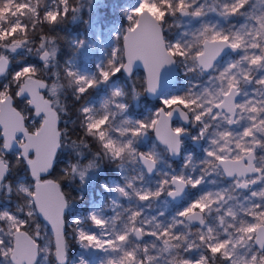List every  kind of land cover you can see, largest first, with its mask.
Here are the masks:
<instances>
[{"label": "snow or ice", "instance_id": "obj_1", "mask_svg": "<svg viewBox=\"0 0 264 264\" xmlns=\"http://www.w3.org/2000/svg\"><path fill=\"white\" fill-rule=\"evenodd\" d=\"M197 3L198 0H140L136 7L126 12L129 25L122 32L116 33L118 45L113 49L107 66L99 68L101 80L95 76L90 78L76 71H67V76L74 80L78 92L83 95L98 83L107 82L120 72H127L131 76L134 66L140 62L146 69V76L142 81L141 91L135 92L139 97L142 93L158 92L161 73L166 66L175 65L179 61L187 72L199 70L202 74L205 70L215 67L216 61L226 48L243 51L244 54L239 60L230 63L218 77H214L221 82L219 88H206L199 94L189 90L184 95L163 99L164 106L150 119L137 120L134 127L121 132V135L130 132L134 138L154 132L166 151L179 155L183 146L181 137L186 129L173 126V118L177 114L183 121L201 125L200 138L208 135L212 127L211 122L222 120L227 125L239 123L233 120L228 112L236 115L239 109L241 119L248 121L247 127L238 134H234L229 127H223L221 130V125H217V130L209 136V146L205 150L206 159L201 162L204 165L202 175L197 178L184 174L172 175L170 179H164L154 192L134 190L141 201L159 198L165 193L171 198L180 197L186 188L198 187L204 183L205 176L212 174H223L232 178L234 188L264 184V155L257 154L258 150L264 151V99L236 102V97L241 91V81L255 80L259 86L256 95L264 97V91H261L264 89V77L255 79L253 75L264 71V13L256 15L245 12L244 9L251 0H228L219 11L214 7L208 11H218V15L224 18L242 16L253 23L242 24L236 31L204 24L197 33H193L192 42L169 41L164 31L167 18L177 14L197 18L205 16V6L195 7ZM38 5L39 0H0V13L5 14L0 18V77H7L9 74L11 57L8 53H15L27 44L29 27L35 29L34 23L25 24L21 17L27 16L34 18L37 23L46 21L55 25L69 13L75 18L80 11L71 7L70 0H60L55 9L43 15L38 11ZM19 33L24 34L22 38H18ZM46 43L47 38H42L40 49L44 51L40 60L45 65L49 63L50 57L56 55L55 47L49 52ZM80 46H83V41ZM245 63L247 68L242 67ZM233 70H236L235 75ZM39 71L40 68L35 65H26L11 73L10 83L0 87V192H5L8 196L14 191L21 192L25 201L23 207L17 206L15 213L9 209L0 211V264H48L49 257L54 258L57 264H67L69 229L73 225L77 226L73 231L84 247L111 248L113 251L123 252L120 257L110 259L107 264H142L137 258L136 250L123 249V245L133 234L137 237L154 236L162 240L165 245L162 251H168L169 248L179 249L183 244H187L184 254L177 252L169 264H214L217 257L224 259L228 264H264V189L253 191L251 194L258 202L250 203L247 208L240 206L244 215L251 219H239L237 222L238 213L231 207L226 210L225 216L220 217L222 226L227 223L224 229L227 239L213 235L212 227H208L207 231L200 230V243L189 241L184 234L174 235L175 225L163 228L157 224L159 231H149L146 225L150 222H139L142 215L140 211L132 212L126 231L117 233L115 240H102L94 233L80 228L83 223L80 219L73 220L70 226L65 216L70 201L62 190L61 181L71 179L77 168L73 166L70 171L66 170L67 174L58 180L47 178L54 168L58 151L65 146L66 133L60 127L62 118L57 110L58 85L41 79ZM123 95L124 92L119 89L113 92L114 97ZM25 102L29 107L18 110ZM118 107L123 111L127 105L119 104ZM28 112L33 113L32 119L38 123L31 125ZM82 112L87 121V134L97 137L114 159H121L125 153L137 154L133 140L121 144L109 136L106 130L108 115L93 117L90 115L92 109L88 107H82ZM73 146L75 147V144ZM10 153L14 155L15 163L9 158ZM138 156L151 173L158 163V153L154 150L139 152ZM257 159L261 161L259 167L254 164ZM187 161L190 165L192 157L189 156ZM21 166L26 168L32 182L25 183L21 180L13 185L8 179L9 174ZM87 167L92 168L94 164L89 163ZM85 174L80 172L82 180ZM127 187L131 188L132 185L128 184ZM117 190L122 196H129L125 187H118ZM221 199L223 193L208 192L199 196L177 213L182 219L176 223H183L184 219H187L200 220L201 224H204L205 213L210 214L212 210L218 213L221 211V208L213 209ZM226 217H232V221H226ZM37 219H43L44 229ZM88 219L98 228L107 227V221L96 212H92ZM171 240H179L182 243L173 245ZM202 247L204 251L199 252L195 259L186 255ZM238 248L247 249L250 255L240 256ZM144 251L148 264H155L158 257L148 255L147 249ZM81 264L88 262L82 260Z\"/></svg>", "mask_w": 264, "mask_h": 264}, {"label": "rangeland", "instance_id": "obj_2", "mask_svg": "<svg viewBox=\"0 0 264 264\" xmlns=\"http://www.w3.org/2000/svg\"><path fill=\"white\" fill-rule=\"evenodd\" d=\"M104 2L105 0H70L71 7L80 10L75 18L72 17V13H69L68 16L62 17L55 25L43 21L55 31L59 40L66 46V50H69V56H67V51L62 50L58 39H49L46 43V49L49 52H51L53 47L56 49V55L50 57L49 63L45 65L40 60V56L44 51L40 49V45L38 47L39 50L33 53L35 56L28 60L31 48H29L27 43L20 47L19 50H16L15 53H8L11 57L12 65L15 63L16 67L12 68L7 77L0 78V87H3L5 83H10L11 73L30 64L40 68L38 75L41 79L47 80L48 77L45 74L49 71L50 81L58 85V96L56 99L60 116L72 112L66 111V107L59 98L61 91L60 74L67 79L68 87L74 99L80 101L84 96L89 95L84 103L78 107V117H74L70 122L66 123L67 126L73 124L74 132L80 137L78 142L74 143L75 147L64 142L65 146L57 154L58 175L52 177L53 180H58L67 174L66 170L70 171L73 166L77 168V171L72 173L71 179L62 180L65 183L63 186L61 185L62 190L67 194L66 198L70 201L66 214L69 225L71 226L73 220L80 219L83 221L79 226L80 228L94 233L102 240H115L117 233L126 231V225L132 212L140 211L142 215L139 217V222H150L146 225L149 231H159L160 229L156 228L157 224L162 225L163 228L175 225L173 229L174 235L184 234L189 241L195 240L200 243L198 239L200 230L207 231L208 227H212L214 229L213 235H218L221 239H227V236L224 235L227 223L222 226L220 217L225 216L226 210L231 207L238 213L237 222L239 219H251L244 215L240 206L247 208L250 203L258 202L251 194L253 191L264 189V184L238 189L234 188L233 180L229 181L223 174L207 175L204 178V183L198 187H188L185 198L178 205L171 201L166 193L159 198L141 201L135 195L134 190H151L154 192L160 187L164 179H170L172 175L184 174L193 178L202 175L204 165L201 162L206 159L205 150L209 146V136L217 130V125H221V130L223 127H229L234 134L242 132L247 127L248 121L241 119L239 109H237L235 118L239 123H234L231 126L222 120L211 122L212 127L209 129L208 135L202 138H200L201 125L192 121H190L189 125H185L181 121L174 122L173 126H182L186 129L185 134L181 137L183 141L182 155L177 164H174L165 147L154 138V132H149L146 141L143 140V136L134 138L130 132L125 135H121V132L124 129L134 127L137 120L150 119L156 111L164 106L162 103L163 99L184 95L189 90L199 94L206 88H219L221 82L214 79V77H218L221 72L229 67L230 63L239 60L244 54L243 51L240 50L236 55L230 54L225 57L209 74L204 72L201 74L199 70L197 72H187L183 63L178 61L179 83L177 88L155 101L148 100L146 93H142L139 97L135 95L136 91H141L142 81L145 78V75L140 71L131 77H126L123 72H120L109 81L98 83L95 87L89 89L86 94L81 95L74 80L67 76V71H76L80 75L90 78L95 76L98 80H101L99 68L107 66V61L110 59L113 49L118 45L116 33L122 32L129 25L126 12L130 8L136 7L140 0H113L108 7H106ZM226 2L228 0H198L195 7L204 5L207 12L205 16L199 18L190 15H170L164 25L167 39L171 42H192L193 33H197L204 24L216 26L218 29L236 31L242 24L248 23L251 25L253 23L242 16L224 18L218 15L221 6ZM59 3L60 0H39L38 11L43 15L47 11L55 9ZM213 7L218 11H208L209 8ZM244 11L255 13L256 15L264 13V0H251V3ZM4 15V13H0V18ZM21 19L25 24L34 23L37 25L34 18L25 16L21 17ZM75 24L80 25L78 30L73 27ZM28 31L33 32V28L29 27ZM23 35V33H19L18 38H22ZM81 41H83V46H80ZM242 67L247 68L248 65L245 63ZM235 73L236 70H233V75ZM253 75L255 79H260L264 77V71L253 73ZM258 87L255 80L251 82L241 81L240 98L237 103H243L249 99H264V97L256 95ZM117 89L123 91L124 95L114 97L113 92ZM261 91H264V89H261ZM119 104L127 105L126 110L122 111L118 107ZM28 107L25 102L20 105L19 110L27 109ZM82 107L91 108L92 112L90 115L96 118L108 115L109 122L106 130L109 132V136L121 144H126L129 140H133V146L137 150V154L125 153L121 159H114L97 137L87 134L85 130L87 121L82 112ZM27 115L31 120V125L38 123L37 120L32 119V112H28ZM125 121H131V123H125ZM86 138H89V141ZM92 145H95L99 153L96 150L91 151ZM153 150L158 153L157 172L154 177H149L140 163L138 153ZM257 154L258 156L264 155V151L258 150ZM189 156L192 157L190 165L187 161ZM9 158L15 163L13 154H9ZM89 163H93L94 167L88 168ZM186 165L188 166L186 167ZM256 165L257 167L261 165L259 159H257ZM193 168H195V171H193ZM80 172L86 173L83 180L80 178ZM14 174L16 179L13 181V185H16L21 180L25 183L32 182L26 168L15 169ZM212 181H215V183H212ZM128 184H131L132 187L128 188ZM118 187H125L129 196H122L117 190ZM208 192L223 193V199L213 206V209L221 208L219 213L212 210L210 214H204V228L192 227L186 219H184L183 223H176V221L182 219L177 216L179 211L183 210L199 196ZM17 194L23 196L21 201L14 200L13 196ZM2 197L4 198L2 199ZM229 197H232V199H229ZM10 202H13V204H10ZM24 203V195L21 192L14 191L10 196L5 192H1L0 211L9 209L15 213L17 206L21 205L23 207ZM92 212H96L97 215L107 221L106 229L98 228L91 223L88 217ZM226 221H232V217H226ZM37 222L42 229L45 228V223L41 219H37ZM76 227L73 225L69 229L68 264H81L82 260L87 261L88 264H107L110 259L118 258L123 254L122 251H113L111 248L84 247L73 231ZM189 233L191 234L189 235ZM141 236V240H138L137 236L131 235L123 245V249L127 251L136 250L137 258L142 264H148L144 249H147L148 255L158 257L155 264H169V261L177 252L184 254V248L187 247V244H183L179 249L169 248L168 251H162L165 248L162 240L154 236ZM170 243L175 245L182 242L171 240ZM202 251H204L203 247L186 255L195 259L199 252ZM238 253L240 256L250 255L245 248H238ZM48 264L57 263L54 258L49 257ZM214 264H228V262L217 257Z\"/></svg>", "mask_w": 264, "mask_h": 264}, {"label": "trees", "instance_id": "obj_3", "mask_svg": "<svg viewBox=\"0 0 264 264\" xmlns=\"http://www.w3.org/2000/svg\"><path fill=\"white\" fill-rule=\"evenodd\" d=\"M112 1L113 0H105L104 3L106 5V7H108L109 3L112 2ZM73 27L75 28V30H78L80 25L75 24ZM45 37L47 38V40H49V39H58V43L60 44L62 50L63 51H67L66 50L67 49L66 46H64L63 42L61 40H59V37L57 36L55 31L52 30V28L48 24H46L45 22H39L35 26V29H33V32H29L28 31V35H27L28 46H29V48H31V50H29L28 60L35 56L33 54L34 51H38L39 50L38 47L40 45V42H42V38H45ZM66 53L68 54L67 56L70 55L69 50ZM14 67H16L15 63H13V68ZM48 74H49V71H48L47 74H45V76L48 77L47 80L50 81V76ZM59 79H60L59 82H60V85H61V91H60V94H59V98L61 100V103L63 102L62 104L66 107V111H72L70 114L61 116V118H62L61 129L66 133L64 142L70 144V146H73L74 143L78 142V139H79L80 136L77 135L74 132L75 128H74L73 124L67 126L66 123L70 122L74 117H78V114H77L78 107L84 103V101L89 97V95H86V96H84L82 98V100L77 101L76 99L73 98V95H72V93H71V91H70V89L68 87V81L64 77V75L60 74L59 75ZM86 140L89 141V138H86ZM69 141H71V143H69ZM95 150H96V152L99 153V150L95 147V145H92L91 151H95ZM59 162H60V159H59ZM174 164H177V162H174ZM21 167L23 169H25L24 166H21ZM58 172H59V170H58V166L56 164L51 177H55L56 175H58ZM8 179L13 183V181L16 179L14 172L9 174V178ZM64 183L65 182L62 181L61 185L63 186ZM13 197H14L15 201L16 200L21 201L23 199V196H21L19 194H17L16 196H13ZM3 198L4 197H2V199ZM10 204H13V202H10Z\"/></svg>", "mask_w": 264, "mask_h": 264}, {"label": "water", "instance_id": "obj_4", "mask_svg": "<svg viewBox=\"0 0 264 264\" xmlns=\"http://www.w3.org/2000/svg\"><path fill=\"white\" fill-rule=\"evenodd\" d=\"M19 50V49H17ZM240 50H234V49H231V48H226L224 50L223 53H221V56L218 58V60L216 61L215 63V66L220 63L225 57H227L228 55L232 54V55H236L239 53ZM13 68V65H12V62L10 64V68H9V72L12 70ZM215 68V67H214ZM214 68L212 69H208V70H205L204 73L205 74H209ZM142 72L145 76H146V69L144 68L143 64L140 63V62H137L136 65L134 66V72L132 75H134L136 72ZM125 74L126 77H131L127 72H123ZM0 78H3V77H0ZM178 83H179V74H178V66L177 64L175 65H172V66H166L163 70H162V73H161V85H160V88L158 89V92L155 93V94H151V93H146V97L148 100L150 101H155L161 97H163L165 94L169 93L170 91L174 90L177 88L178 86ZM240 98V94L236 97V102L239 100ZM225 111L227 112V110L225 109ZM233 120H235L236 118V115H233L231 112H228L227 113ZM176 121H181L182 123H184L185 125H189L190 124V121H183V119L181 117H179V115L177 114L176 117L173 118V123L176 122ZM234 124H232L231 126H233ZM154 134V138L159 142L158 138L156 137L155 133ZM148 138V135H144L143 136V140L146 141ZM160 143V142H159ZM161 144V143H160ZM162 145V144H161ZM164 146V145H162ZM165 147V146H164ZM11 154V153H10ZM169 155L171 157V159L174 161V162H178L180 159H181V155H182V152L179 154V155H173L171 152H169ZM140 160V159H139ZM256 160L254 161V164H255ZM140 163L141 165L143 166V168L146 170L147 172V175L149 177H154L156 172H157V165L156 167L154 168V170L149 173L145 167V165L143 164V162L140 160ZM56 165V163H55ZM55 165H54V168H55ZM54 168L51 170V172L48 174V179H52L51 175L54 171ZM251 174H249L250 176ZM31 178V177H30ZM229 181H232L233 179L232 178H228L226 177ZM32 179V178H31ZM187 189L185 190L184 193L181 194L180 197H177V198H171L169 197V199L171 201H173L175 204H180L183 199L185 198V195H186V192H187ZM238 189H246V188H238ZM0 197H1V192H0ZM67 214V209L65 210V216ZM203 219H204V216H203ZM43 221V219H41ZM187 220V219H186ZM205 221V220H204ZM44 222V221H43ZM187 222H189L191 224L192 227H200V228H204L205 227V223L204 224H201V221L200 220H187ZM45 223V222H44ZM50 227V226H49ZM142 236H139L138 237V240H141ZM57 263V262H56ZM67 264H68V259H67Z\"/></svg>", "mask_w": 264, "mask_h": 264}, {"label": "flooded vegetation", "instance_id": "obj_5", "mask_svg": "<svg viewBox=\"0 0 264 264\" xmlns=\"http://www.w3.org/2000/svg\"><path fill=\"white\" fill-rule=\"evenodd\" d=\"M256 162H257V160H256ZM256 162H255V165H256ZM257 166V165H256Z\"/></svg>", "mask_w": 264, "mask_h": 264}, {"label": "clouds", "instance_id": "obj_6", "mask_svg": "<svg viewBox=\"0 0 264 264\" xmlns=\"http://www.w3.org/2000/svg\"><path fill=\"white\" fill-rule=\"evenodd\" d=\"M69 143H71V141H69Z\"/></svg>", "mask_w": 264, "mask_h": 264}]
</instances>
